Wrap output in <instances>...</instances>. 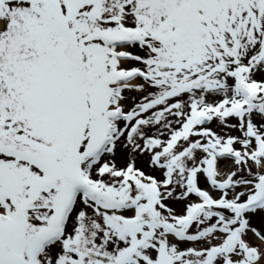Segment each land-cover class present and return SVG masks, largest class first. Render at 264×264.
I'll list each match as a JSON object with an SVG mask.
<instances>
[{
	"label": "snow or ice",
	"instance_id": "snow-or-ice-1",
	"mask_svg": "<svg viewBox=\"0 0 264 264\" xmlns=\"http://www.w3.org/2000/svg\"><path fill=\"white\" fill-rule=\"evenodd\" d=\"M0 264H264V0H0Z\"/></svg>",
	"mask_w": 264,
	"mask_h": 264
}]
</instances>
